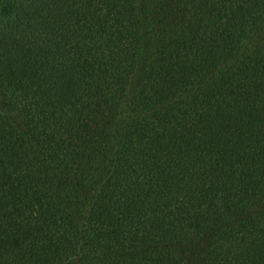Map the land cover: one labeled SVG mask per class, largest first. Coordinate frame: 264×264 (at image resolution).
<instances>
[{"label":"trees","instance_id":"1","mask_svg":"<svg viewBox=\"0 0 264 264\" xmlns=\"http://www.w3.org/2000/svg\"><path fill=\"white\" fill-rule=\"evenodd\" d=\"M0 264H264V0H0Z\"/></svg>","mask_w":264,"mask_h":264}]
</instances>
